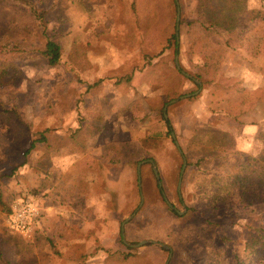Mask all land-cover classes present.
Wrapping results in <instances>:
<instances>
[{
    "label": "rangeland",
    "instance_id": "374dc122",
    "mask_svg": "<svg viewBox=\"0 0 264 264\" xmlns=\"http://www.w3.org/2000/svg\"><path fill=\"white\" fill-rule=\"evenodd\" d=\"M227 4L0 0V192L43 210L32 237L0 212V264H262L245 228L264 226L261 192L229 193L215 176L264 148V0ZM230 94L247 102L232 125L212 112Z\"/></svg>",
    "mask_w": 264,
    "mask_h": 264
},
{
    "label": "trees",
    "instance_id": "16d2710c",
    "mask_svg": "<svg viewBox=\"0 0 264 264\" xmlns=\"http://www.w3.org/2000/svg\"><path fill=\"white\" fill-rule=\"evenodd\" d=\"M242 1V0H241ZM240 0H228L227 7L234 8L238 4L240 5L241 3ZM31 5V11L36 13V6L32 3V1L27 2ZM204 7V6H203ZM209 6H206L207 8ZM243 10V9H242ZM252 18L257 19V18H262L263 17V12L258 9H250ZM244 13V12H242ZM238 13H232V17H237ZM39 18L42 20V15L39 14ZM238 19V18H237ZM229 19L228 21H230ZM211 21V20H210ZM204 24H206L205 21H202ZM43 22H41L42 24ZM202 23V24H203ZM209 24L212 26H216L217 22L211 21ZM43 27V26H42ZM47 28L44 27L41 30V34L46 38V42L44 45V48L42 49V54L43 56L47 59L48 63L50 65H56L59 62H61L62 59V47L59 42H57L53 37H51L47 30ZM228 29V28H227ZM174 38V44L176 46L175 52L177 54L180 53V39H179V32L175 31L172 35ZM165 50H163L162 53H164ZM177 72L182 73L183 70L181 67L177 68ZM179 74V73H178ZM132 79L131 76H127L125 80L130 81ZM226 91L231 93L229 88L226 86L225 87ZM231 96L228 98V105L226 106V109H221V110H214L213 115L217 117L218 120H221L223 122H228L230 125H232V122H234L238 116H241L243 113H245L246 110L241 111V108L243 105H245L246 98L240 97V102L237 103V106L232 107V103H229L230 100L232 99L233 94H230ZM237 107L240 108L239 113L237 114L236 110ZM163 120L165 121L167 127L169 129L173 128V125L170 121L165 116V113H163ZM46 141L45 136H41L39 139L34 140L29 149L26 151V154L31 152L36 148V143L37 142H44ZM240 156L234 163H229V162H224L221 164V166H228L230 169L233 171H228L226 170V167L223 168V170H219L216 173L215 179L216 182H218L224 189L228 190L229 193H232V191L235 189V191L240 190L241 188L246 189H251V188H256V190H259L261 192V201L264 202V148L261 150V152L258 155H252L250 153H239ZM205 159V158H202ZM202 160L197 161L198 164H200ZM15 173V170H13L10 174H5L2 175L1 178H4L5 176H10ZM106 178V177H105ZM0 187H1V179H0ZM162 190V189H161ZM254 190V189H253ZM164 197V191L162 190L161 193ZM260 195V193H258ZM2 191L0 192V205L2 206L0 212H5L6 214H10L12 211V206H9L5 200L2 197ZM28 196H25L27 198ZM166 201V200H165ZM171 208V207H170ZM175 210V209H173ZM175 212L178 213L177 210ZM245 228L248 229L247 231V237L250 239L247 241V247L246 249L249 248H256L258 251L261 252L262 259L261 263L264 264V226H252V225H245Z\"/></svg>",
    "mask_w": 264,
    "mask_h": 264
},
{
    "label": "built area",
    "instance_id": "2783aa9c",
    "mask_svg": "<svg viewBox=\"0 0 264 264\" xmlns=\"http://www.w3.org/2000/svg\"><path fill=\"white\" fill-rule=\"evenodd\" d=\"M43 210L34 200L17 198L8 217L9 228L23 236L32 237L41 223Z\"/></svg>",
    "mask_w": 264,
    "mask_h": 264
},
{
    "label": "water",
    "instance_id": "95a60500",
    "mask_svg": "<svg viewBox=\"0 0 264 264\" xmlns=\"http://www.w3.org/2000/svg\"><path fill=\"white\" fill-rule=\"evenodd\" d=\"M177 2H178V0H177ZM179 20H180V8L178 7V24H177L178 26H177V30H178V28H179ZM177 59H178V58H177ZM177 59H176V62L178 63V60H177ZM178 66H179V65H178ZM196 93H198V92H196ZM182 97H185V96H182ZM166 109H167V107H165V116L167 117ZM173 135H174V133H173ZM176 144L179 146V144H178L177 141H176ZM149 161H150V162L152 163V165H153V169H154L155 175H156V177H157V180H158L159 186L162 187L163 185H162L161 175H160L159 169H158V167H157V165H156V162H155L154 159H149ZM186 164H187V161L185 160V162H184V166H183V169H182V172H181L182 174H181V177H180V183H181V181H182V176H183V173H184V169H185ZM139 167H140V166H139ZM139 170H140V169H139ZM165 200L168 202V204H169V206H170L171 208H174V205L168 200L167 196H165ZM178 212L181 213L180 211H178ZM127 220H128V219H127ZM124 224H125V222H123V226H124ZM122 234H123V236L125 235L124 227L122 228ZM125 242H126L128 245H131V246H142V245L146 244L148 241L139 242V243H137V244H132V243H129V242H127V241H125ZM153 243L160 244V245L163 246L164 248L171 250V247H170L169 245L163 243V242L153 241Z\"/></svg>",
    "mask_w": 264,
    "mask_h": 264
}]
</instances>
